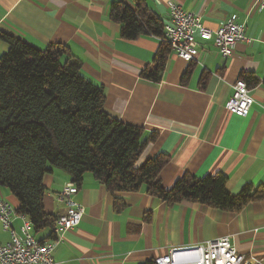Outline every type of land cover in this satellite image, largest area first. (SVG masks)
<instances>
[{"label":"crops","instance_id":"obj_1","mask_svg":"<svg viewBox=\"0 0 264 264\" xmlns=\"http://www.w3.org/2000/svg\"><path fill=\"white\" fill-rule=\"evenodd\" d=\"M150 13L168 24V3L195 14L213 33L231 17L244 26L249 45L238 43L223 58L212 33L197 37L195 61L168 53L159 83L141 77L152 63L162 39L141 35L126 41L120 25L109 17L115 2L130 8L135 0H0V31L39 50L65 46L80 64L79 74L105 93L104 111L143 132L147 143L135 167L158 155L168 157L159 181L170 189L184 175L201 179L222 174L226 190L237 195L245 186L264 187V9L255 0H140ZM7 50L0 41V56ZM65 57L61 62H65ZM257 82L249 88L253 104L244 118L229 114L224 105L242 75ZM70 176L51 168L42 184L43 209L56 218L66 212L57 199ZM114 197L91 175L84 176L72 200L84 208L72 230L40 241L59 239L53 251L57 264H141L170 250L228 237L234 249L264 258V199L248 203L238 213L180 203L168 206L146 193ZM0 199L14 211L12 229L19 233L18 202L0 187ZM10 234L0 224V244Z\"/></svg>","mask_w":264,"mask_h":264},{"label":"trees","instance_id":"obj_2","mask_svg":"<svg viewBox=\"0 0 264 264\" xmlns=\"http://www.w3.org/2000/svg\"><path fill=\"white\" fill-rule=\"evenodd\" d=\"M109 17L126 41L141 35L162 39L152 63L141 72L143 79L159 83L171 51L163 41L162 21L140 0L134 8L113 3ZM0 41L7 46L0 56V187L16 198L15 212L29 221L34 235L49 230L53 238L58 219L43 209L42 181L51 168L67 173L78 188L91 175L114 197L116 209L118 195L137 193L143 186L168 206L187 202L227 213L264 199V187L245 186L237 195L229 194L222 174L184 175L165 189L158 177L168 157L158 155L135 167L148 139L140 128L104 111L103 88L80 76L81 64L65 46L39 50L2 31ZM241 79L249 87L257 82L247 74Z\"/></svg>","mask_w":264,"mask_h":264},{"label":"built area","instance_id":"obj_3","mask_svg":"<svg viewBox=\"0 0 264 264\" xmlns=\"http://www.w3.org/2000/svg\"><path fill=\"white\" fill-rule=\"evenodd\" d=\"M258 10L264 9V0H255ZM168 24L163 27V41L170 47L172 53L183 61H195L197 37L208 39L213 33L205 27L193 13L185 12L178 4L168 3ZM215 44L223 58L232 56L238 43L251 44L245 36L244 26L231 17L214 31ZM246 83L239 79L232 87V94L224 107L226 111L239 118L249 114L253 100ZM78 192V187L66 183L57 195V199L66 204V212L58 217L54 234L72 230L82 220L84 208L72 200ZM14 211L0 199V224L3 231L10 234L5 244H0V264H57L53 259V251L59 239L41 242L32 234L29 221L23 217L19 233L12 229ZM184 249V250H179ZM179 250V251H178ZM154 264H264V258L245 255L237 252L228 237L215 239L213 245L205 243L188 248L170 250L167 254L153 259Z\"/></svg>","mask_w":264,"mask_h":264},{"label":"bare ground","instance_id":"obj_4","mask_svg":"<svg viewBox=\"0 0 264 264\" xmlns=\"http://www.w3.org/2000/svg\"><path fill=\"white\" fill-rule=\"evenodd\" d=\"M215 243V239L214 240H211V241H208V242H206L205 244L206 245H213Z\"/></svg>","mask_w":264,"mask_h":264},{"label":"water","instance_id":"obj_5","mask_svg":"<svg viewBox=\"0 0 264 264\" xmlns=\"http://www.w3.org/2000/svg\"><path fill=\"white\" fill-rule=\"evenodd\" d=\"M179 250H184V249H179ZM179 250H178V251H179Z\"/></svg>","mask_w":264,"mask_h":264}]
</instances>
